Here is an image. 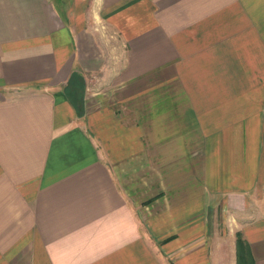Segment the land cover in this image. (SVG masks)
I'll return each instance as SVG.
<instances>
[{"label":"crops","instance_id":"1","mask_svg":"<svg viewBox=\"0 0 264 264\" xmlns=\"http://www.w3.org/2000/svg\"><path fill=\"white\" fill-rule=\"evenodd\" d=\"M264 264V0H0V264Z\"/></svg>","mask_w":264,"mask_h":264},{"label":"trees","instance_id":"2","mask_svg":"<svg viewBox=\"0 0 264 264\" xmlns=\"http://www.w3.org/2000/svg\"><path fill=\"white\" fill-rule=\"evenodd\" d=\"M236 264H249L245 243L239 235H236Z\"/></svg>","mask_w":264,"mask_h":264}]
</instances>
